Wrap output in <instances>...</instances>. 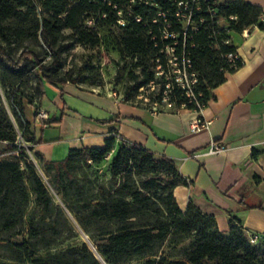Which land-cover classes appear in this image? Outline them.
<instances>
[{
  "label": "trees",
  "instance_id": "16d2710c",
  "mask_svg": "<svg viewBox=\"0 0 264 264\" xmlns=\"http://www.w3.org/2000/svg\"><path fill=\"white\" fill-rule=\"evenodd\" d=\"M200 6L184 34L185 23L174 15L177 4L173 0H160V6L139 0H0V83L15 102L14 114L22 134L35 141L31 121L23 116L24 104L16 101L25 95L22 81L33 73L41 99L46 81L59 87L68 82L80 85L79 76L71 69L64 70L62 55L76 42L87 46L106 42V34L86 24L95 16L98 24L102 21L107 26L119 23L121 18L127 20L113 41L122 55L139 59L135 62V66H141L142 75L138 91L151 83L162 84L160 94L147 100L149 106L161 103L163 91L171 89L175 107L156 105L158 111L182 107L199 110L198 103L204 108L227 73L244 63L240 57H229L237 53L230 32L264 27V9L249 0H201ZM158 9L170 11L168 20L158 15ZM165 29L177 35L165 36ZM169 44L179 67L188 58L189 70L197 75L195 101L189 88L176 78L166 77L165 49ZM159 55L165 71L157 77L158 63L149 64L147 60ZM126 100L136 101L130 96ZM18 135L0 97V145L8 141L10 150H17ZM106 158L110 178L101 182L86 166L101 164ZM43 164L61 202L55 200L33 162L25 171L20 161L0 158V255L6 258H0V264H105L86 241L37 255L62 242L68 230H74L70 215L108 264H205L207 259L216 264H264V242H258L264 240V232L250 230L241 217L232 215L230 230L225 233L216 216L203 212L193 201L183 210L174 188L188 180L175 161L167 155L157 156L142 143L127 140L116 131L104 145L74 147L64 159H47ZM27 182L35 194L36 208L30 215L28 235L16 242L12 237L23 232L29 206ZM188 239L191 242L183 244ZM166 243L180 245L177 255L182 258L167 254ZM137 259L143 260L134 262Z\"/></svg>",
  "mask_w": 264,
  "mask_h": 264
},
{
  "label": "crops",
  "instance_id": "0c3cea01",
  "mask_svg": "<svg viewBox=\"0 0 264 264\" xmlns=\"http://www.w3.org/2000/svg\"><path fill=\"white\" fill-rule=\"evenodd\" d=\"M249 1L264 9V0ZM232 41L244 63L227 73L201 111H158L147 103L117 99L72 82L57 86L65 101L60 105L54 100L51 106L42 98L41 108L55 121L34 120V155L64 159L71 148L104 145L116 131L175 161L188 180L174 188L183 210L193 201L203 212L214 214L225 233L232 215L241 217L250 230L264 232V27L235 31ZM66 94L79 100L71 102ZM198 118L209 120V125L193 129ZM212 139L228 149L208 152Z\"/></svg>",
  "mask_w": 264,
  "mask_h": 264
},
{
  "label": "rangeland",
  "instance_id": "374dc122",
  "mask_svg": "<svg viewBox=\"0 0 264 264\" xmlns=\"http://www.w3.org/2000/svg\"><path fill=\"white\" fill-rule=\"evenodd\" d=\"M124 14V13H123ZM125 16V14H124ZM97 17L89 19L86 23L87 25L91 26L92 29L99 30L101 33L106 34L108 38L106 39L105 43H102L97 46H87L81 43H74L70 48L64 51L62 58L64 62V70L71 69L74 75L79 76L80 85L81 87L88 89V90H95L97 92H101L107 95H110L117 99L126 100L127 96H130L132 100H136L134 102L139 103H147L151 97L158 96L160 94V88L162 84L159 83H151L149 86L140 87V90H137V86L139 81L142 78L141 75V66H135V62L139 59H133L130 56L122 55L116 48L115 43L113 41L114 34L121 33L124 29L122 28V23L119 22L117 24H113L111 26H107L106 24L101 23L98 24ZM125 20V19H124ZM127 22V20H125ZM70 32V30H67ZM235 31H231V35ZM167 55V78L171 80L177 79L182 86L189 88L190 94H192L193 101H195L196 95L193 93V89L195 87L194 78H197L196 74H191V71L188 69V66L181 61L183 67H179V62H177L175 56L173 55L172 45L169 44L165 49ZM49 58V57H48ZM162 56L159 55L157 59L149 58L147 62L149 64L158 63L157 64V77H160L161 74L165 71L164 66L161 63ZM1 72V67H0ZM176 74V75H174ZM183 76V79H179V77ZM21 92H24L23 97H18L17 102H23L24 104V113L23 116L31 121V130L33 129V123L36 118V113L41 108V97L40 92L36 89V78L33 73L29 74L21 84ZM46 93L43 97L45 103L47 105H54V100L59 102L60 105L64 103V97H62L61 92L58 94L57 86L47 82L45 83ZM163 100L161 103L156 104L152 101L153 104L158 105V107H166V108H173L175 107L174 102L171 100V89H166L163 91ZM0 97L2 103L6 107L10 118L12 119L16 129L19 132L18 139L15 141L18 146L23 149L21 152V157H19L15 153H8L10 152V148L8 146V141H3L0 145V158L2 159H10V160H18L21 163V167L23 170L28 171V165L30 162H33V165L40 173V175L44 178L46 183L48 184L53 197L57 202H61L60 195L54 190L51 184L48 181L46 173L44 171V164L43 159L39 156L34 155V148L32 146L33 140L27 139L26 136L22 134V130L17 122L16 116L14 114L15 102L10 99L5 89L0 83ZM71 102L74 101L76 103L77 100L72 98L69 94L65 96ZM139 99L144 101H138ZM22 100V101H21ZM127 101V100H126ZM197 101V99H196ZM16 102V103H17ZM133 102V101H132ZM80 103V102H78ZM155 105V107H156ZM90 109L91 107H89ZM92 110V109H91ZM90 110V111H91ZM94 111V110H93ZM39 126H42L41 121H37ZM33 132V131H32ZM22 144V145H21ZM24 152V153H23ZM111 154H109L110 158ZM109 159L106 160L98 165L86 166V170L93 176V178L98 179L101 182H107L110 178V171L108 168ZM27 186L30 192V200L28 209L24 215L23 221V232L21 234L15 235L12 237L13 241L20 242L22 241L27 235L30 226V215L32 211L36 208L35 202V194L32 191L31 185L27 182ZM71 220L74 224V230H68L62 242L50 247L41 250L37 255H45L50 251H58L64 249L71 245H79L82 244L84 241L89 242V238L86 234L81 230V228L77 225L73 217L70 215ZM248 232V231H247ZM249 234V233H248ZM192 239H188L183 244H188L191 242ZM92 241V240H91ZM264 242L263 239H260L258 242ZM93 242V241H92ZM93 248V246L90 244ZM178 248L169 245V243L165 244L164 251L169 254L172 258L181 259L182 256L177 255ZM94 249V248H93ZM0 258L6 260L2 255ZM143 259H137L134 262L142 261ZM23 264H30L29 262H25ZM205 264H216L215 260L207 259Z\"/></svg>",
  "mask_w": 264,
  "mask_h": 264
},
{
  "label": "built area",
  "instance_id": "2783aa9c",
  "mask_svg": "<svg viewBox=\"0 0 264 264\" xmlns=\"http://www.w3.org/2000/svg\"><path fill=\"white\" fill-rule=\"evenodd\" d=\"M140 2H144L147 3L149 5H155V6H160V0H139ZM200 1L201 0H173V2H175L177 4V9L174 12V15L181 21H183L185 23V27L183 28V32L184 34L188 33V28L189 26L192 24L193 19H194V15L196 14L197 10L201 9L200 6ZM206 2H212L213 0H203ZM122 11H120L121 13ZM168 11L162 10V9H158V15H161L164 17L165 20H168L167 14ZM214 13H216V11H213ZM137 20H141L142 17L141 16H135ZM201 20H203V17L200 18ZM122 24H125V20L123 18H121L119 20ZM169 24V23H168ZM194 28H196L193 25ZM164 35L165 36H176L177 33L174 31H170L169 29H165L164 30ZM173 51L174 48L172 47ZM230 59H233L235 57H239V55L237 53H230L229 54ZM176 58V57H175ZM184 63L188 66V69L191 67V63L190 60L188 58H184L183 59ZM191 74H195V72L191 71ZM179 79H183V76L179 77ZM194 81H197V78H194ZM198 105L200 106V109H195L198 111H201L203 109L202 105L200 103H198ZM37 118H47L48 114L47 112L43 109V108H39V110L37 111ZM210 123L209 120H203L201 118H198L196 120H194L193 122V129H201L202 127L208 126ZM22 145V144H21ZM228 149V145L224 142H221L220 140L217 139H212L207 147V151L211 152V153H217V152H222ZM8 153H15L17 154L19 157H21V146L17 149V150H11ZM257 235H255L253 237V241L256 240Z\"/></svg>",
  "mask_w": 264,
  "mask_h": 264
},
{
  "label": "water",
  "instance_id": "95a60500",
  "mask_svg": "<svg viewBox=\"0 0 264 264\" xmlns=\"http://www.w3.org/2000/svg\"><path fill=\"white\" fill-rule=\"evenodd\" d=\"M79 226V225H78ZM80 227V226H79ZM81 228V227H80ZM81 230L83 231V229L81 228ZM84 233H85V231H83ZM86 234V233H85ZM86 236L89 238V235H87L86 234ZM89 242H90V244L93 246V250L96 252V254H97V256L98 257H100L102 260H103V262L105 263V264H108L106 261H105V259L101 256V254L99 253V251L97 250V248H96V246L94 245V243L91 241V239L89 238Z\"/></svg>",
  "mask_w": 264,
  "mask_h": 264
}]
</instances>
